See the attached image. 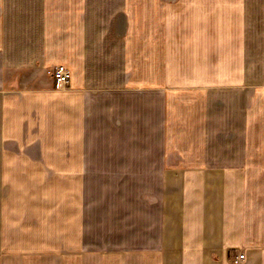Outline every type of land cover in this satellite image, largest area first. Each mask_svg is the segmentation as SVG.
Instances as JSON below:
<instances>
[{
	"label": "crops",
	"instance_id": "1",
	"mask_svg": "<svg viewBox=\"0 0 264 264\" xmlns=\"http://www.w3.org/2000/svg\"><path fill=\"white\" fill-rule=\"evenodd\" d=\"M0 264H264V0H0Z\"/></svg>",
	"mask_w": 264,
	"mask_h": 264
},
{
	"label": "built area",
	"instance_id": "2",
	"mask_svg": "<svg viewBox=\"0 0 264 264\" xmlns=\"http://www.w3.org/2000/svg\"><path fill=\"white\" fill-rule=\"evenodd\" d=\"M51 73L54 78L56 89L66 88L71 84V79H72L71 71L66 65L61 64L56 66ZM244 259H245V255L240 254L234 260V262L239 263L240 260H244Z\"/></svg>",
	"mask_w": 264,
	"mask_h": 264
},
{
	"label": "rangeland",
	"instance_id": "3",
	"mask_svg": "<svg viewBox=\"0 0 264 264\" xmlns=\"http://www.w3.org/2000/svg\"><path fill=\"white\" fill-rule=\"evenodd\" d=\"M131 219V218H130ZM103 240V238H102V236H101V238L99 239V241H102Z\"/></svg>",
	"mask_w": 264,
	"mask_h": 264
}]
</instances>
